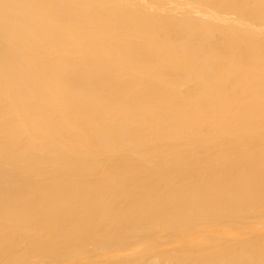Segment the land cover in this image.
Instances as JSON below:
<instances>
[{
	"label": "bare ground",
	"instance_id": "obj_1",
	"mask_svg": "<svg viewBox=\"0 0 264 264\" xmlns=\"http://www.w3.org/2000/svg\"><path fill=\"white\" fill-rule=\"evenodd\" d=\"M0 264H264V0H0Z\"/></svg>",
	"mask_w": 264,
	"mask_h": 264
}]
</instances>
